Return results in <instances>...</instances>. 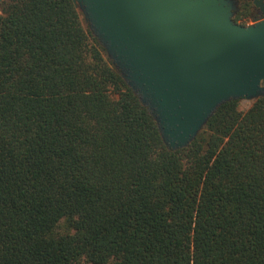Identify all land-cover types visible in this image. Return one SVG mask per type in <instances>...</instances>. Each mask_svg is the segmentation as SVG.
Wrapping results in <instances>:
<instances>
[{"label": "trees", "instance_id": "1", "mask_svg": "<svg viewBox=\"0 0 264 264\" xmlns=\"http://www.w3.org/2000/svg\"><path fill=\"white\" fill-rule=\"evenodd\" d=\"M240 100L170 149L73 0H1L0 264H264V96Z\"/></svg>", "mask_w": 264, "mask_h": 264}, {"label": "water", "instance_id": "2", "mask_svg": "<svg viewBox=\"0 0 264 264\" xmlns=\"http://www.w3.org/2000/svg\"><path fill=\"white\" fill-rule=\"evenodd\" d=\"M73 2L170 149L223 103L264 96V18L235 22L234 0Z\"/></svg>", "mask_w": 264, "mask_h": 264}, {"label": "flooded vegetation", "instance_id": "3", "mask_svg": "<svg viewBox=\"0 0 264 264\" xmlns=\"http://www.w3.org/2000/svg\"><path fill=\"white\" fill-rule=\"evenodd\" d=\"M237 9L233 15L235 22L248 25L256 19L264 18V0H234Z\"/></svg>", "mask_w": 264, "mask_h": 264}, {"label": "rangeland", "instance_id": "4", "mask_svg": "<svg viewBox=\"0 0 264 264\" xmlns=\"http://www.w3.org/2000/svg\"><path fill=\"white\" fill-rule=\"evenodd\" d=\"M252 102L253 101L240 100V108L243 109V110H246V109H248L251 106ZM57 230L58 231H62V232L66 231V227H65L64 221L60 222V224L57 227ZM76 264H88V262L83 259V260L79 261Z\"/></svg>", "mask_w": 264, "mask_h": 264}]
</instances>
